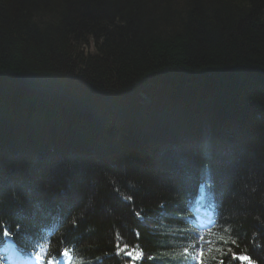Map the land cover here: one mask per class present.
<instances>
[{
  "label": "trees",
  "instance_id": "trees-1",
  "mask_svg": "<svg viewBox=\"0 0 264 264\" xmlns=\"http://www.w3.org/2000/svg\"><path fill=\"white\" fill-rule=\"evenodd\" d=\"M5 228L38 264H196L198 233L264 264V0H0Z\"/></svg>",
  "mask_w": 264,
  "mask_h": 264
},
{
  "label": "snow or ice",
  "instance_id": "snow-or-ice-1",
  "mask_svg": "<svg viewBox=\"0 0 264 264\" xmlns=\"http://www.w3.org/2000/svg\"><path fill=\"white\" fill-rule=\"evenodd\" d=\"M204 206V198L202 197L200 201V206L196 208V211L199 212L200 208ZM3 236L4 237H10L11 232L5 228L3 230ZM197 239L198 243H196L193 247L197 249L196 255L194 259L196 260V264H209V258L206 257L205 254V248L203 247V243L206 241V237L203 235V233H198L197 234ZM210 243V241H208ZM231 244L235 245L236 241L232 240L230 242ZM117 248L119 249L120 252H123L125 256L132 258V264L136 260L141 259L142 253L137 250L135 247H129V245L125 244L123 248L119 247V244H117ZM6 251V250H5ZM185 253H187L189 250L188 248L184 249ZM59 255H62L65 258L70 259L69 257V250L68 248H64L62 252L59 253ZM231 261H247L248 264H252V259L249 255H236V253H229V252H222L221 256L219 258L216 257H211V260L213 261V264H225L226 259H229ZM37 259L43 260V257L38 256ZM0 264H4V257L2 254H0ZM45 264H60V261L53 260V259H48Z\"/></svg>",
  "mask_w": 264,
  "mask_h": 264
},
{
  "label": "rangeland",
  "instance_id": "rangeland-1",
  "mask_svg": "<svg viewBox=\"0 0 264 264\" xmlns=\"http://www.w3.org/2000/svg\"><path fill=\"white\" fill-rule=\"evenodd\" d=\"M107 125H105L104 123H102L101 124V127H106ZM86 143V142H85ZM86 148H88L89 146H88V144L86 143ZM78 148H81L82 147V145H81V143H80V145H76ZM12 244H8V245H6L3 249H2V252L3 253H5L9 258H10V260H11V262H16L18 259L15 257V252H14V249H13V247L11 246ZM6 250V251H5ZM18 262H19V260H18Z\"/></svg>",
  "mask_w": 264,
  "mask_h": 264
},
{
  "label": "bare ground",
  "instance_id": "bare-ground-1",
  "mask_svg": "<svg viewBox=\"0 0 264 264\" xmlns=\"http://www.w3.org/2000/svg\"><path fill=\"white\" fill-rule=\"evenodd\" d=\"M14 249V248H13ZM14 252H15V254H16V251H15V249H14ZM8 259V258H7Z\"/></svg>",
  "mask_w": 264,
  "mask_h": 264
}]
</instances>
